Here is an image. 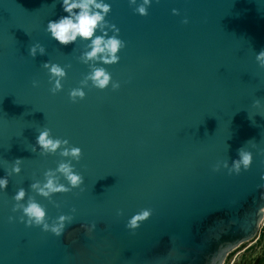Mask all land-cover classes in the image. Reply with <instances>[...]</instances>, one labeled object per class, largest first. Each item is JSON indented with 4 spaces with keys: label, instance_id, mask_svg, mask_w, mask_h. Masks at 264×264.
Here are the masks:
<instances>
[{
    "label": "water",
    "instance_id": "95a60500",
    "mask_svg": "<svg viewBox=\"0 0 264 264\" xmlns=\"http://www.w3.org/2000/svg\"><path fill=\"white\" fill-rule=\"evenodd\" d=\"M103 2L96 35L124 43L115 63L86 59L90 40L53 39L63 0H0V264H220L242 240L231 261L254 250L264 228L256 233L264 0H149L146 15L136 11L144 0ZM97 69L110 76L104 88L90 78ZM42 131L60 147L41 148ZM72 148L79 157L62 155ZM241 152L251 162L237 171ZM62 164L82 183L72 186ZM49 173L67 190L40 194L33 185ZM30 202L50 227L66 218L61 235L27 223Z\"/></svg>",
    "mask_w": 264,
    "mask_h": 264
},
{
    "label": "clouds",
    "instance_id": "9594fccd",
    "mask_svg": "<svg viewBox=\"0 0 264 264\" xmlns=\"http://www.w3.org/2000/svg\"><path fill=\"white\" fill-rule=\"evenodd\" d=\"M135 3V0H132ZM149 4V0H144V4L140 5L136 11L139 14L146 15L147 14V5ZM63 8L67 16H63L55 21H50L48 24V31L51 33L53 39L57 40L62 45H67L73 43L77 40V38H81L84 40H90L91 44V51L85 54L86 59H95L98 58V53H104V56L99 57L104 63H115L118 62V55L117 53L119 50L124 47V43L117 39L116 37H111L105 39L107 33L105 32L103 36L96 35L97 28L105 21V16L110 11V6L103 2V0H63ZM79 9L80 11L77 13L75 10ZM41 53H43V48H40ZM36 52V48L33 47L31 49L32 55ZM257 60L264 65V50L258 53ZM50 72L55 74L58 77H63L65 75L64 71L59 66H52L50 68ZM95 86L99 88H104L109 84L110 76L106 74L104 69H97L93 72L92 76L90 77ZM118 85H114L117 87ZM60 84L57 82L53 91L58 89ZM83 91H73L71 93V97L75 100L76 97L83 98L84 97ZM37 144L43 148L44 150L48 151H55L61 145L60 140H53L50 138L49 131H42L39 136L36 138ZM63 143H67L64 141ZM81 154V150L79 148H72L70 151L65 150L62 155H72L73 157H79ZM240 160L234 162L235 170L239 171L241 164L247 168V166L251 162V155L249 153L241 152L240 153ZM59 171L63 172L67 179L70 181L72 186H77L78 184L82 183V178L76 174H73L71 167L67 164L60 165ZM14 171H19V168L14 169ZM49 179L47 183L40 187V185H33L34 188H37L40 194L44 196H48L50 193L59 192V191H66L63 186H57L54 180L51 178L52 174L49 173ZM8 181L6 178H0V189L6 188ZM25 196L24 190H20L15 197L17 200L23 199ZM262 199H264V193H262ZM23 208V212L26 216L29 217L28 224L32 225L35 224L37 226L43 227V230H49L59 236L62 234L64 228V220L65 217L59 218V223L57 225L49 226L45 222V210L35 202H30L28 206ZM260 211L264 213V208H261ZM150 212L148 210L143 211L142 213L138 214L135 218L129 221L127 225L129 228L135 229L139 225L137 224L138 220H143L148 218ZM261 225H264V217L258 222L257 231L260 230ZM255 233V234H256ZM250 239V238H249ZM246 240V239H245ZM240 241L238 244L242 243ZM236 244L234 247L225 249L221 255L220 264H229L230 256L233 250L238 245ZM231 264H234L231 261Z\"/></svg>",
    "mask_w": 264,
    "mask_h": 264
},
{
    "label": "rangeland",
    "instance_id": "374dc122",
    "mask_svg": "<svg viewBox=\"0 0 264 264\" xmlns=\"http://www.w3.org/2000/svg\"><path fill=\"white\" fill-rule=\"evenodd\" d=\"M232 261L234 264H264V228L254 250L237 254Z\"/></svg>",
    "mask_w": 264,
    "mask_h": 264
}]
</instances>
